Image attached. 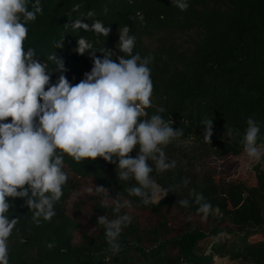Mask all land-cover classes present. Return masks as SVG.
Instances as JSON below:
<instances>
[{
  "label": "trees",
  "instance_id": "16d2710c",
  "mask_svg": "<svg viewBox=\"0 0 264 264\" xmlns=\"http://www.w3.org/2000/svg\"><path fill=\"white\" fill-rule=\"evenodd\" d=\"M41 5L43 14L27 25L25 51L33 48L53 71L55 63L48 58L55 52L65 61L64 75L73 85L93 66L90 53L75 52L77 38L84 36L94 48L112 50L115 60L123 55L117 48L118 28L130 27L135 36L133 54L153 58L148 117L164 108V118L171 117L174 130L183 131L165 148L176 168L153 175L166 187L187 178L190 188L219 208L201 222L187 189L170 192L158 205L142 206L138 198L129 197L138 206L112 264H214L217 257L264 264V162L244 173L220 165L245 156L240 141L248 118L260 124L264 137V0H189L186 11L172 6L171 0H41ZM89 12L94 15L88 17ZM77 19L85 24L100 20L112 31L106 38L66 27ZM62 38V48L56 49ZM96 55L101 53L97 50ZM59 75L53 73L50 83ZM205 119H213L210 143L202 135ZM228 129L241 135L230 139ZM186 141L198 144L191 158L179 151ZM130 155L134 157L136 150ZM207 158L214 162L209 168L198 162ZM65 171L69 180L50 222L37 226L24 201L9 198V216L18 218L9 240L10 264H104L108 244L96 222L112 213L100 208L86 189L93 180L113 198L127 196L135 181L121 183L116 164L100 158L77 163L65 157ZM185 198L188 209L178 203ZM221 235L231 240L218 241Z\"/></svg>",
  "mask_w": 264,
  "mask_h": 264
},
{
  "label": "clouds",
  "instance_id": "9594fccd",
  "mask_svg": "<svg viewBox=\"0 0 264 264\" xmlns=\"http://www.w3.org/2000/svg\"><path fill=\"white\" fill-rule=\"evenodd\" d=\"M171 3L181 11L189 7V0ZM41 14V0H0V264H10L9 240L18 223V218L9 216V198L23 200L37 226L42 221L50 222L69 180L65 157L77 163L100 158L116 164L121 183L135 181L127 188V196L117 194L113 198L107 188L95 186L93 180L86 189L100 208L112 213L97 217L96 222L108 244L104 264H112L121 253V235L133 222L138 205L129 197L138 198L142 206L158 205L170 192L187 189L201 222L218 213V207L189 187V179L166 187L153 175L176 168V160L168 157L165 148L179 140L183 131L174 130L171 117L164 118V108L158 107L156 114L148 117L146 109L152 106L153 93L149 65L153 58L133 54L135 36L130 35V27L118 28L117 48L123 55L115 60L112 50L94 48L84 36L77 38L75 52L90 53L93 66L73 85L64 75L68 71L65 61L55 52L48 58L55 63L53 71L37 58L33 48L25 51L27 25ZM139 18L143 21L142 15ZM66 27L106 38L112 31L100 20L85 24L77 19ZM63 43L64 38L55 48H62ZM97 50L101 56L96 55ZM53 73H60L54 84L50 83ZM202 124L203 138L210 143L213 119H205ZM246 125L240 141L243 153L249 161L262 163L261 126L251 117ZM240 135L238 130H227L230 139ZM134 149L133 157L130 153ZM196 171L201 169L197 167ZM189 198L179 200V206L188 209ZM53 246L47 245L49 249Z\"/></svg>",
  "mask_w": 264,
  "mask_h": 264
},
{
  "label": "rangeland",
  "instance_id": "374dc122",
  "mask_svg": "<svg viewBox=\"0 0 264 264\" xmlns=\"http://www.w3.org/2000/svg\"><path fill=\"white\" fill-rule=\"evenodd\" d=\"M198 144L194 143L193 141H186V142H182V144L179 146V151L183 154L185 153L186 155L189 156V158H191V152L194 151L195 149L197 150ZM198 152V150H197ZM194 155V154H193ZM201 155V153H200ZM209 159H204L202 161H199V164L204 165L205 167L209 168L211 163L214 162H210L208 161ZM256 162L253 161H249L247 159L246 156L242 157V158H236V159H231L230 162H224L222 164H220L222 167H236L238 171L244 173L246 172L249 168H251ZM218 165V166H220ZM230 241L231 238L227 235H221L218 238V241ZM214 264H243L239 261H232L229 258H215Z\"/></svg>",
  "mask_w": 264,
  "mask_h": 264
}]
</instances>
